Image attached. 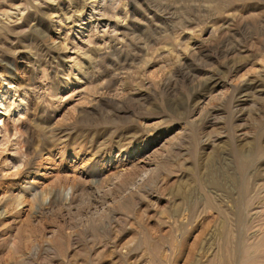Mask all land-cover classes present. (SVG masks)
<instances>
[{
    "label": "rangeland",
    "instance_id": "374dc122",
    "mask_svg": "<svg viewBox=\"0 0 264 264\" xmlns=\"http://www.w3.org/2000/svg\"><path fill=\"white\" fill-rule=\"evenodd\" d=\"M239 214L264 0H0V264H216Z\"/></svg>",
    "mask_w": 264,
    "mask_h": 264
},
{
    "label": "bare ground",
    "instance_id": "6f19581e",
    "mask_svg": "<svg viewBox=\"0 0 264 264\" xmlns=\"http://www.w3.org/2000/svg\"><path fill=\"white\" fill-rule=\"evenodd\" d=\"M245 166L246 163H242L243 169ZM246 223V219L241 215L238 217L235 231L229 234V230L223 228L221 235L223 234L224 245L216 264H264V229L260 235L258 234L259 237L256 235L252 241H249L245 235Z\"/></svg>",
    "mask_w": 264,
    "mask_h": 264
}]
</instances>
